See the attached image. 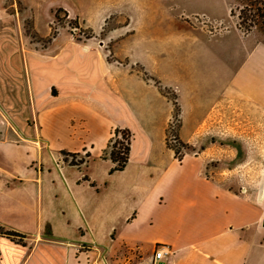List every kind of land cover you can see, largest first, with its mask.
Wrapping results in <instances>:
<instances>
[{"label": "crops", "instance_id": "0c3cea01", "mask_svg": "<svg viewBox=\"0 0 264 264\" xmlns=\"http://www.w3.org/2000/svg\"><path fill=\"white\" fill-rule=\"evenodd\" d=\"M164 1L33 0L103 38L39 50L8 42L0 8V67L20 77L0 81L1 110L17 117L0 124V227L21 235L0 237V264H150L158 245L167 264H264V174L257 186H229L203 160L214 149L200 148L211 128L231 124L229 112L250 116L264 146V33L155 21ZM212 1L219 13L191 14L225 24L229 1ZM117 10L129 11L128 33H102ZM175 54L174 73L157 69ZM176 106L178 139L198 157L167 146ZM115 130L129 133L130 150L111 172Z\"/></svg>", "mask_w": 264, "mask_h": 264}, {"label": "rangeland", "instance_id": "374dc122", "mask_svg": "<svg viewBox=\"0 0 264 264\" xmlns=\"http://www.w3.org/2000/svg\"><path fill=\"white\" fill-rule=\"evenodd\" d=\"M228 1L231 11L230 17L225 20V24L219 25L215 20H210L205 15L191 14L193 11L202 12L204 10H214L216 13H219L212 0H210V5L209 1L204 4H193L194 0H165L163 3H156V6L158 4L160 6L154 12L155 21L159 18L157 15H161L163 16L161 18L162 20L168 19L170 22H183L188 27L191 26L193 28L201 27L203 31L205 30L211 34L218 33L220 28L232 23L241 25L243 28L250 27L252 31L259 29V31L264 32V29H260L262 28V19L255 16L258 5L263 4L264 6V0ZM162 4L166 6V13H162L164 9ZM0 8L10 15V17H7V21H9L8 42L17 43L19 46L23 45L24 48L34 47L38 50L43 49L47 45L66 37L72 43L86 44L90 40L96 46H98L100 40H103L100 35L87 28L88 26L84 21H81L78 17L71 16L69 12L62 8L53 7V5L41 6L38 3L36 5L33 0L32 3L30 0H9L8 2L5 0V3L0 2ZM136 19L139 23L141 19L140 15ZM129 22V11L117 10L104 23H100L101 32L107 33L112 30H118L126 34L129 30L127 26ZM134 24L130 27L131 29L132 27H138V25L134 26ZM169 31L170 33L175 32L176 29ZM185 57L182 60L183 68L186 65ZM179 61L180 58H177V54L174 56L169 55L167 59L160 61V64L158 63L157 69H162L166 74H172L175 72V65H178ZM150 66L154 67L153 65ZM135 68L139 71L143 70L138 65H135ZM15 78L18 80L20 77L15 71L13 72V69L0 67V81L6 84V79L13 81ZM166 91L164 89L162 92L173 101L171 91ZM177 108V106L173 108L175 117L171 125L168 126L166 143L168 147L175 148L178 151V159L183 158L185 155L198 157L201 149L209 146V148L214 150L211 154L210 152L205 154L203 160L207 162V168L213 170L218 175V178L225 181L224 183H229V186L234 184L239 186L244 184L257 186L261 182L260 177L264 174V146L262 144L257 145L258 141L256 139L258 131L251 128L252 121L250 116L246 113L237 115L229 112L227 118L229 117V121L233 125L229 123L230 125L226 128H211L207 133L211 132L210 134L212 135L205 134L206 131H203L202 128L200 133L205 135L203 136L202 142H200L201 149H198L197 147L181 143L178 139L177 130L179 127V119L177 116ZM3 111L0 107V124L3 122L8 127V125H12L11 123H15L13 120H16V115L6 114ZM19 119H22L23 123L29 122L26 117H20ZM237 119L240 122H235ZM127 139V133L120 131L116 140L120 143L118 148L122 149L125 147ZM79 156L84 159V154H79Z\"/></svg>", "mask_w": 264, "mask_h": 264}, {"label": "trees", "instance_id": "16d2710c", "mask_svg": "<svg viewBox=\"0 0 264 264\" xmlns=\"http://www.w3.org/2000/svg\"><path fill=\"white\" fill-rule=\"evenodd\" d=\"M255 16L259 17L262 19L261 22V27L264 28V6L263 4H259L257 7V12L255 13ZM120 133L119 130H115L114 134L115 137L118 136V134ZM128 135V139L125 142V147L118 148L120 143L118 141L115 140V138L113 137L112 139H110L109 144H108V149H109V156L108 158L112 161L113 163V167L111 169V172H117V171H122L128 161V156H129V140H130V135L127 132ZM171 148L174 152L175 155L177 156L178 151L175 148L169 147ZM88 156V155H86ZM106 156V153L102 156V158H104ZM178 158V156H177ZM81 163L83 162V159H81L80 161ZM73 163V162H72ZM75 165V164H73ZM21 235L14 233L13 231H9L6 230L3 227H0V237H7L9 239H13L15 241L20 242L21 241Z\"/></svg>", "mask_w": 264, "mask_h": 264}, {"label": "built area", "instance_id": "2783aa9c", "mask_svg": "<svg viewBox=\"0 0 264 264\" xmlns=\"http://www.w3.org/2000/svg\"><path fill=\"white\" fill-rule=\"evenodd\" d=\"M115 140H117V137H115ZM170 256V250L167 246H161L158 245L154 251L153 255L150 259V264H167V258Z\"/></svg>", "mask_w": 264, "mask_h": 264}, {"label": "flooded vegetation", "instance_id": "af4514ba", "mask_svg": "<svg viewBox=\"0 0 264 264\" xmlns=\"http://www.w3.org/2000/svg\"><path fill=\"white\" fill-rule=\"evenodd\" d=\"M229 6H230V5H229ZM230 11H231V10L228 11L227 18L230 17ZM218 24L220 25V24H224V23H218ZM213 25H214V27H216L215 24H213ZM234 25H236V26L238 27V29H240L243 33H248V32L251 33V32H252V30H251L250 27H249V28H243L241 25H238V24H234ZM225 28H226V26H223L222 28H220V30L218 31L217 34L222 33L223 30H225ZM260 29H264V28H260ZM253 31H259V29H258V30H253ZM261 32H263V31H261ZM263 33H264V32H263Z\"/></svg>", "mask_w": 264, "mask_h": 264}]
</instances>
